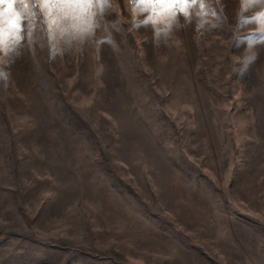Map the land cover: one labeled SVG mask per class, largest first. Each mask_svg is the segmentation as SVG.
Instances as JSON below:
<instances>
[{
    "label": "rangeland",
    "instance_id": "1",
    "mask_svg": "<svg viewBox=\"0 0 264 264\" xmlns=\"http://www.w3.org/2000/svg\"><path fill=\"white\" fill-rule=\"evenodd\" d=\"M127 15L38 14L0 63V264H264L261 32L239 0L156 43Z\"/></svg>",
    "mask_w": 264,
    "mask_h": 264
},
{
    "label": "clouds",
    "instance_id": "2",
    "mask_svg": "<svg viewBox=\"0 0 264 264\" xmlns=\"http://www.w3.org/2000/svg\"><path fill=\"white\" fill-rule=\"evenodd\" d=\"M120 8L121 0H109ZM128 15L125 23L150 29L153 42L171 37L176 31L207 17V0H123ZM102 0H0V63L5 62L25 41L28 28L39 14L51 39L57 36L70 42H85L96 35L97 18L104 10ZM239 8L252 18L259 32H264V3L239 0ZM183 18V23H181ZM9 73L0 68V80Z\"/></svg>",
    "mask_w": 264,
    "mask_h": 264
},
{
    "label": "snow or ice",
    "instance_id": "3",
    "mask_svg": "<svg viewBox=\"0 0 264 264\" xmlns=\"http://www.w3.org/2000/svg\"><path fill=\"white\" fill-rule=\"evenodd\" d=\"M30 2L35 3V0H30ZM102 2L104 3L105 7L110 6L109 0H102ZM259 2L264 3V0H259ZM245 23H248V21H245ZM257 42L264 43V32H261L260 37H259V41L251 40V39L247 40L249 47H251L253 44H255Z\"/></svg>",
    "mask_w": 264,
    "mask_h": 264
}]
</instances>
